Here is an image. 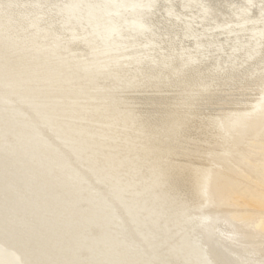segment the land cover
I'll return each instance as SVG.
<instances>
[{"label": "bare ground", "instance_id": "1", "mask_svg": "<svg viewBox=\"0 0 264 264\" xmlns=\"http://www.w3.org/2000/svg\"><path fill=\"white\" fill-rule=\"evenodd\" d=\"M37 1L0 12V264H264V0Z\"/></svg>", "mask_w": 264, "mask_h": 264}, {"label": "water", "instance_id": "2", "mask_svg": "<svg viewBox=\"0 0 264 264\" xmlns=\"http://www.w3.org/2000/svg\"><path fill=\"white\" fill-rule=\"evenodd\" d=\"M3 0H0V12H1V10L3 11L4 10V12H6V8H1L2 7V5H3V2H2ZM16 1V0H15ZM9 2H11V1H9ZM37 4H39L38 3V1L37 0H34V2H33V5H37ZM40 5V4H39ZM38 6V5H37ZM22 7H25V6H22ZM39 7V9L41 8L40 6H38ZM41 12H37V17H38V19H41V18H44V16H46L47 14H48V12H47V10H45V9H43V10H40ZM173 11H174V9H173ZM11 11L9 10V13H10ZM12 14V13H11ZM16 16H18V15H16ZM19 17V16H18ZM17 17V18H18ZM14 22H15V20H14ZM12 31L13 32H8L7 30H5V31H3L2 29H0V33H3V35L5 36V38H6V40H2V41H4L5 42V47H3V45H2V50L0 51V54L2 55V56H4V57H6V58H9L8 56L9 55H15V54H17L18 56H20V54H23V53H21L22 51L23 52H26L25 50H24V47H25V45H23L24 43H26L20 36H18L17 34H16V32H17V29H15V30H13L12 29ZM46 31H49L48 29H46ZM45 31V32H46ZM46 34H47V32H46ZM264 34V33H263ZM48 35V34H47ZM9 37V38H8ZM45 40H47V43H45L47 46H52V45H54V44H56V50H57V46H62V44H61V42H62V40H63V35L62 34H57V35H55V37L53 38V40L51 39H45ZM42 45V46H41ZM31 46V45H30ZM43 47H45V45L43 44V42L40 44V46L37 48V49H35V47H32L31 46V48H33L34 49V52H32L33 54H35L33 57H32V59H35V62L39 59L38 57H39V55L41 56L42 54H45L44 53V51H45V49H43ZM4 48V49H3ZM263 48H264V35L259 39V42H258V45H257V47H256V52H255V54H257V53H262V51H263ZM49 50V49H48ZM3 57V58H4ZM257 56L256 55H254V58H256ZM38 58V59H37ZM42 60V59H41ZM41 60H38L36 63L38 64V65H40V64H42L43 62H45V60L43 61V62H41ZM3 62H5V61H3ZM3 62H1V66H3L4 67V64H3ZM50 62V59H48L45 63H49ZM51 62H53V60H51ZM77 68V67H76ZM75 68V69H76ZM106 69H108L109 70V68H106ZM105 69V70H106ZM69 71L71 72V73H73V71L69 68ZM127 71L129 72V75L133 72V70H131V69H127ZM2 73L3 72H5V71H1ZM82 71L80 70L79 71V73L80 74H82L81 73ZM90 73V72H89ZM115 74H116V71H115ZM79 75V74H78ZM117 75V74H116ZM75 77H77V75H75ZM117 77H118V75H117ZM125 76H123V75H120V77L118 78V79H120V80H125ZM7 80V82H11V81H9V79H6ZM119 83H122L121 81H118ZM131 84H129V86H132L134 83H135V81H129ZM125 87V86H123V87H120L119 88V91L120 92H118V95L117 96H115V94H111L112 95V97L113 98H117V101L118 102H123L125 99H126V97H125V95H127V93H129L130 92V87ZM97 89H99V90H97L99 93H103V91H101V89L100 88H97ZM83 91H84V89H82ZM98 93V94H99ZM87 96V95H86ZM16 97V96H15ZM15 97H12V95H10V97L9 98H6V103H5V107H9V104L11 103V106H15L16 107V110L18 111V112H22L23 111V114L24 115H28V112L23 108V107H20L19 105H18V103H16L17 105H12V101H11V99H13V98H15ZM116 102V101H115ZM7 126H10L9 124H7ZM8 134V133H7ZM21 217H22V215H21ZM21 218H19V220H20ZM208 258V257H207Z\"/></svg>", "mask_w": 264, "mask_h": 264}]
</instances>
